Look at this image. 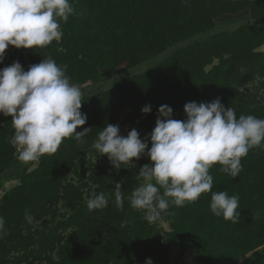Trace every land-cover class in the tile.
Returning <instances> with one entry per match:
<instances>
[{"label": "trees", "instance_id": "16d2710c", "mask_svg": "<svg viewBox=\"0 0 264 264\" xmlns=\"http://www.w3.org/2000/svg\"><path fill=\"white\" fill-rule=\"evenodd\" d=\"M69 2L74 12L60 21L61 40L37 50L9 46L5 67L19 62L27 71L45 57L66 66L84 97L87 120L76 131H91L83 143L67 138L55 153L21 162L9 143L12 117L0 114V264H182L186 252L198 264H264V148L242 158L235 178L213 165L210 192L170 206L151 224L128 201L150 158L117 171L92 148L112 124L126 135L137 130L150 149L162 105L183 121L186 103L219 98L237 118L264 119V0ZM145 106L150 113H142ZM10 181L16 183L4 188ZM117 183L122 209L112 192ZM93 191L109 196L103 210H87ZM220 191L238 196L237 223L211 213V195Z\"/></svg>", "mask_w": 264, "mask_h": 264}, {"label": "clouds", "instance_id": "9594fccd", "mask_svg": "<svg viewBox=\"0 0 264 264\" xmlns=\"http://www.w3.org/2000/svg\"><path fill=\"white\" fill-rule=\"evenodd\" d=\"M73 12L69 0H0V62L9 46L37 50L54 40L58 43L63 35L60 21L67 22ZM83 98L82 89L70 82L66 66L52 57L27 71L19 62L0 69V114L12 117L14 135L9 143L16 149L17 159L37 161L55 153L67 138L83 143L91 131H76L87 120L80 111ZM141 111L148 114L151 106ZM184 112L187 118L181 121L172 118L173 109L168 105L158 108L155 127L148 134L150 149L137 130L124 137L112 124L92 144L98 156L106 155L117 171L135 166L133 159L142 155L150 158L151 165L141 167L140 182L128 196L130 207L142 211L150 224L158 222L170 206L183 207L210 192L213 165L219 164L220 171L235 178L242 171V158L252 149L264 148V119L243 114L237 118L235 110L225 107L219 98L210 103H186ZM112 192L115 206L122 209L121 184ZM108 204L104 192L93 191L86 199L89 212L103 210ZM238 206L237 195L225 191L211 195V213L226 221L238 222ZM25 219L32 223L34 218L26 213ZM4 225L0 216V234ZM146 264L153 262L147 259Z\"/></svg>", "mask_w": 264, "mask_h": 264}, {"label": "rangeland", "instance_id": "374dc122", "mask_svg": "<svg viewBox=\"0 0 264 264\" xmlns=\"http://www.w3.org/2000/svg\"><path fill=\"white\" fill-rule=\"evenodd\" d=\"M260 49H264V45L260 48ZM7 55L4 54V59H3V62H1L3 64V66L0 67V69H3L5 67V59H6ZM119 127L121 128L122 132H121V135L126 137L127 135L125 134V128L123 126H120ZM35 166V165H33ZM71 176L73 175L72 173L70 174ZM16 182L15 181H10V182H5V185H4V188H9L10 186L14 185ZM161 225L168 229V224L167 223H164L162 222ZM182 260V264H198L195 260H194V255L190 252H186L184 253V255L182 256L181 258Z\"/></svg>", "mask_w": 264, "mask_h": 264}, {"label": "built area", "instance_id": "2783aa9c", "mask_svg": "<svg viewBox=\"0 0 264 264\" xmlns=\"http://www.w3.org/2000/svg\"><path fill=\"white\" fill-rule=\"evenodd\" d=\"M2 194V191L0 190V195Z\"/></svg>", "mask_w": 264, "mask_h": 264}]
</instances>
